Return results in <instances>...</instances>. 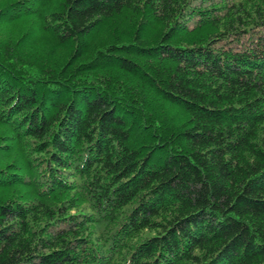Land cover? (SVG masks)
<instances>
[{
	"label": "trees",
	"instance_id": "trees-1",
	"mask_svg": "<svg viewBox=\"0 0 264 264\" xmlns=\"http://www.w3.org/2000/svg\"><path fill=\"white\" fill-rule=\"evenodd\" d=\"M0 264H264V0H0Z\"/></svg>",
	"mask_w": 264,
	"mask_h": 264
}]
</instances>
